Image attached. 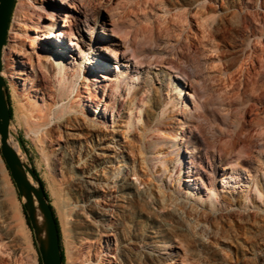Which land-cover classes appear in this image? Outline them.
Masks as SVG:
<instances>
[{"label":"rangeland","instance_id":"1","mask_svg":"<svg viewBox=\"0 0 264 264\" xmlns=\"http://www.w3.org/2000/svg\"><path fill=\"white\" fill-rule=\"evenodd\" d=\"M181 1L168 0V3H179ZM20 2H25V0H16L7 32V51L9 50L8 47L12 45L10 36L13 34L11 33L15 32L13 19L15 13L20 11L23 15L20 18L25 19L23 20L25 23L28 20L29 11L26 7L20 6ZM59 3L62 6L61 9L58 8V12H60L59 24L62 27L66 26L65 14L71 10L78 13L77 18L71 21L72 26H76L83 14L76 6L72 7L71 4ZM206 3L207 7L204 10L200 9L199 6H193L189 10V17L184 21L176 11L167 10L168 8L165 7L162 0H91L90 8L92 10H90L93 14H87L86 18L89 28L93 30L94 34H102L105 37L110 36L122 42L126 34L131 33V39L133 38L131 51L125 53V56L130 59L127 70L131 72L132 68L137 67L142 70V73L149 71L151 75H157L160 78L159 84L158 82L156 85L154 84L157 92L148 94L146 91H141L137 98L147 101L149 97L154 99L159 97L158 99L165 101L170 95L177 94V91L170 92L171 86H168L170 81L173 82L174 87L179 82L183 89L182 93L185 94L180 97V101L187 102V111L197 116L200 123L198 131L203 141V147L201 158L196 159L201 164L196 163L193 165L189 173L186 165L180 181L171 183L164 174L155 178L156 172L161 166L148 165L152 172L150 175L154 173V176H150L149 180L146 179L145 184L143 183L144 187L140 185L143 190H140V198L137 201V206L140 204V209L146 215L141 219L134 233L136 232L140 236L142 234L150 235V231H162L163 241L166 242V245L158 243V246L160 248L166 247L167 250L160 249L156 252L161 255L163 260L161 264H263L261 257L253 256L254 252L250 249V245L248 246V238L244 235H239V237L228 235L226 238V242H228L226 244L227 252L222 248L224 247L222 245L207 241L202 242V235L198 231L196 232L194 219L187 216L181 206V200H186L188 205L199 208V210L205 209L208 218L211 219L208 224L215 225L213 226L215 228L219 226V221L220 224L222 223L221 217L222 219L228 217L229 221L226 220V224H230L227 226L234 228L240 223L238 222L237 213L244 211L250 214L255 211L251 209L254 204L259 205L264 202V167H262L264 165V147H262L264 142L262 144L260 142L262 134L264 135V129L261 130L262 127L264 128V78L260 79L257 76L264 72V0H206ZM239 6L246 7L245 10H250V12L242 11L246 13H244L245 15L249 13L247 17L250 16L249 18H251L248 19L249 22L251 21L252 29V40H250L251 43L249 42L250 49H247L251 51V55L245 56L240 61L235 59V50L246 48L248 42L244 36H239L237 32L236 27L239 25L237 14H234L235 17H233L234 15L232 16V12H230L233 9L236 10ZM222 12L227 13L220 18L219 15ZM94 19L97 22H94ZM103 23L106 26L101 28ZM113 24L118 25L119 31L116 35L108 31ZM150 27H153V29H167L169 37H165L172 42L175 40L181 41L186 35L193 41L195 49L191 57L189 56V61L174 63V66L179 67L178 69L190 72L192 80L190 78L177 79L176 71L161 63L149 66L150 62L154 60L153 57L160 55L161 48H153L145 40H140L135 34H141L144 30L147 32ZM89 31L90 29H88ZM28 32L31 36L36 35L31 28ZM73 32L77 34V30L73 29ZM88 32L85 31V35ZM128 38L130 39L129 36ZM66 41L69 44L68 38H66ZM27 46H29L28 42ZM43 49L44 47L36 48L39 52ZM84 53H86L84 60L80 61L78 59V61L82 62L81 79L83 77L88 78L86 83L90 86V90L87 91L86 87L80 85L73 94L74 102L76 104L82 103V106L79 107L80 117L86 119L87 122L92 119L96 125L104 129H111L117 124L126 133V136L129 135L132 141L136 140L134 143L126 142V147H124L126 166L132 167V154L130 151L138 146L136 143L139 139L137 137L138 132L136 133L138 130H135L134 126L127 127V118L130 115V112H127V91L122 90L121 96L115 98L111 94V87L114 85L117 71L115 65L110 67L111 71L107 72V77H104V70L95 71L93 68V56L87 53V47L84 48ZM133 57L136 58L135 62L138 61L142 64L136 65L135 62H131ZM166 57L167 60L171 59L169 56ZM12 58L17 59L13 52ZM70 61H67L68 65ZM16 63V67L22 68L19 61ZM18 68H15L16 74L19 73ZM120 68H123V66H120ZM245 70L251 72L249 79L246 77L244 80ZM27 74L30 81L27 82L26 88L28 92L30 91L31 101L36 100L37 103L42 104L41 90L36 92V89L32 87L35 75L31 70ZM93 74L100 78V82L94 84L91 82ZM20 77L24 78L26 75ZM17 78H19L18 75H14L13 79L3 78L8 89V98H10L12 129L13 126L16 129L17 127L13 122L14 109L12 107L11 83L20 86L21 81ZM51 86L49 81L43 79L41 88L45 87L44 89L47 90ZM102 86H104V93L101 89ZM29 102L26 98H21L18 104L19 106H25ZM181 102H178L172 108L174 113L180 114L183 109V103ZM254 103L256 104L254 105ZM131 113L134 115V122H137L136 118L139 116V112L132 110ZM242 120L245 124H243L244 127L242 126L239 139L233 146L236 153H234L233 157L235 159L232 163L243 165L245 160L248 162V170L243 171L239 168L240 166L232 164L224 169V166L220 163V155L216 150L223 153L230 147L235 137L236 128ZM140 124L142 123L140 122ZM260 130L261 135L258 132ZM149 136L147 135L145 139L148 140ZM17 137L21 142L22 149L28 156L29 166L36 172L43 185V190L57 220L63 264H128L122 259H117L115 253L116 237L112 236L110 237L109 247L107 246V238L102 237L100 248L94 251L91 250L88 255H86L85 250L81 251L82 254H77V244L75 242L76 219L73 210H70L68 205L75 200L71 195L73 173L67 169L64 160L59 155L53 160L55 163L54 171H49L44 165L40 151L27 139L23 129H17ZM175 142L178 145H184L187 143V139L184 141L176 139ZM156 150L160 156L165 157L164 155L167 152L165 147L160 146ZM180 152L184 155L185 161L188 162L190 155L185 154L184 146L180 148ZM206 152L214 156L215 165H209L210 162L207 159ZM261 164L262 166H260ZM234 167L237 171L233 170ZM212 169L218 170L217 175L212 172ZM236 174H239V178ZM132 177L131 172L128 170L126 179L131 181ZM186 177H189L187 179H194L193 182L185 183ZM257 190L260 191L261 196L256 194ZM211 191L217 193V196H213ZM140 199L142 200L140 201ZM199 237H201L200 241ZM197 242H202V244L199 243L198 245ZM133 251H138L136 246H133ZM38 258L32 233L23 217L20 200L0 157V264H40Z\"/></svg>","mask_w":264,"mask_h":264},{"label":"bare ground","instance_id":"2","mask_svg":"<svg viewBox=\"0 0 264 264\" xmlns=\"http://www.w3.org/2000/svg\"><path fill=\"white\" fill-rule=\"evenodd\" d=\"M162 1L165 7L168 8L167 10L176 11L184 21L189 17V10L193 6H199L202 10L207 7L206 0H182L179 3H168V0ZM59 2L71 4L72 7L76 6L83 14L76 26H72L71 21H74L78 15L75 16L71 11H67L65 14L66 26L62 27L59 24L60 12H58V8H62ZM90 2L91 0H25V2H20V6L26 7L29 11V16H25L28 20L25 23L23 21L25 19L20 18L23 16L20 11L15 13V18H13L15 32L11 33L13 35L10 36L12 45L7 46L9 48L8 51L5 50L6 48L3 49L1 55V65H3L1 76L5 79H13L14 75H18L19 78L17 79L21 81L20 86L16 83H11L13 93L12 107L14 109L13 122L17 129L24 130V135L27 139L40 151L44 165L49 171H54L55 163L53 160L59 155L64 160L67 169L73 173L71 195L75 200L68 205L70 210H73L76 219L77 232L75 233V242L77 244V254H82L81 251L85 250L86 255H88L91 250L94 251L100 248L102 237L107 238V246L109 247L110 237L112 236L116 237L115 253L117 259H122L128 264H161L163 263L161 255L156 252L160 251V249L167 250L166 247L160 248L158 246V243L166 245V242L163 241L162 231H150V235L142 234L140 236L136 232L134 233L141 219L146 215L140 209L139 206L141 205L137 206L140 192L143 190L140 185L144 187L143 183L146 179L148 178L147 180H149L150 176L154 174L150 175L152 172L148 165H160L161 167L157 170L155 178L164 174L169 178V182L173 183L180 181L186 165L189 173L193 165L196 163L198 165L201 164L196 159L201 158L203 147V141L198 131L200 123L197 120V116L187 111V102L180 101V97L185 94L182 93L183 89L179 82L174 87L173 82L170 81L168 85L169 87L171 86L170 92L177 91V94L174 96L170 95L165 101H161L158 99L159 97L155 99L149 97L147 101L137 98L141 91H146L148 94L157 92L154 84L156 85L157 82L159 84L160 78L157 75H151L149 71L142 73V70L135 67L142 64L138 61L135 62V57L131 61L135 62V68H132L131 72L127 70L130 59L125 56V53L131 51L130 47L133 43L131 33H127L122 42L110 36L105 37L102 34H94L93 30L89 28L86 18L87 14H93ZM245 8L239 6L236 10L230 11L232 16L237 14L239 25L236 28L239 36H244L248 42L246 48L235 50V59L239 61L245 56L251 55V51L247 50L248 48L250 49L249 42L252 40L251 21L249 22L251 18H249L250 16L247 17L249 13L245 15L246 13L242 11ZM245 11L250 12L249 9ZM227 12H222L219 15L220 18ZM94 22H97V20L94 19ZM220 23H222L221 20ZM105 26V23H103L101 28ZM30 28L35 31V36L29 34ZM73 29L77 30V34L78 32L79 34H75ZM88 29H90L89 32ZM85 31L88 32L86 35ZM108 31L116 35L119 31L118 25L113 24ZM136 34L135 36L140 38V40H145L153 48H161L160 55L153 57L154 60L150 62L149 66L161 63L176 71L177 79L190 78L192 80L190 72L174 66L175 62H188L189 56L191 57L195 49L193 41L187 35L181 41L175 40L172 42L169 38H166L169 37L167 29H153V27L147 29V32L144 30L143 33ZM66 38L69 39V44ZM27 42L29 46H27ZM37 44L38 46H36ZM41 47H44L45 50L43 49L41 52L36 50V48ZM85 47H87V53L93 56V68L95 71L104 70V77L108 76L107 72L111 71L110 67L115 65L117 71L114 85L111 87V94L116 98L121 96L122 90L127 91V112H130L127 118V127L131 128L134 126L135 130H138L136 133L138 132L137 137L139 139L136 143L138 146H135L130 151L132 154V167L126 166V157L124 156L126 151L124 147H126V142L134 143L136 140L132 141L129 135L126 136V133L117 124L111 129H104L96 125L92 119L87 122L86 119L80 117L79 107L82 106V103L76 104L74 102L73 94L80 85L86 87L87 91L90 90V86L86 83L88 78L83 77L81 79L82 62L78 61V59L80 61L84 60L86 56V53H84ZM12 52L17 59L12 58ZM166 56L171 57V59L167 60ZM68 60H71L69 62L70 66L68 65ZM17 61H19L22 68L16 67ZM120 66H123V68H120ZM15 68L19 69L17 70L19 71L18 74H16ZM29 70L35 75L32 87L36 89V92L40 90L42 92V104L37 103L36 100L31 101L29 96L30 91L28 92L26 88L27 82L30 81L27 74ZM250 72V70H245L243 74L244 80L246 77L249 79ZM24 75L26 77H20ZM257 76L263 79L264 72ZM43 79L49 81L52 85L47 90L44 89L45 87L41 88ZM91 82L93 84L98 83L100 78L93 74ZM256 84L259 85L258 83ZM18 89L20 90L19 92ZM101 89L104 93V86ZM21 98H26L30 102L25 106H19L18 103ZM178 102L183 103V109L177 115L172 108ZM132 110L139 112V116L136 118L137 122H134ZM140 122L142 124L139 125ZM261 123L263 122L261 121ZM243 124L245 122L242 120L236 128L233 142L225 152L222 153V151L216 150L220 155V163L224 166V169L232 164L240 166L239 168L243 171L248 170V162L245 160L243 165L232 163L233 159H235L233 157L234 153H236L233 150V146L240 137L239 134ZM17 129L13 126L12 136H9V143L20 160L30 165L27 154H25L23 149L21 151L17 147L15 141ZM263 129L262 127L261 130ZM261 130L258 131L260 135ZM147 135H150L148 140L145 139ZM176 139L180 141L187 139V143L178 145L175 142ZM260 142L261 144L264 142L263 134ZM262 145L264 147V143ZM160 146L167 149L165 157L160 156L156 150ZM183 146L185 154L190 155L188 162L185 161L184 155L180 152V148ZM205 154H207V159L210 162L209 165H215L214 156L207 152ZM128 170L133 176L131 181L126 179ZM233 170L237 171L235 167ZM217 171L212 169V172L216 175ZM236 175L239 178V174ZM187 178L189 177H186L185 183L193 182L194 180ZM211 194L217 196L214 191H211ZM256 194L261 196L260 191ZM181 202L183 212L194 219L196 232L198 231L202 235L203 240L199 237V241L222 245L224 246L222 248L226 251V244L228 243L226 238L228 235L231 234L234 237L244 235V237L248 238L247 244L248 246L250 245V249L254 252L253 256L261 257L264 264V202L259 205L254 204L251 209L255 211L250 214L244 211L237 213L238 222L240 223L234 228L227 226L230 224H226L228 217H223L224 219L221 217L222 223L220 224L219 221V226L215 228L213 227L215 225L208 224L211 219H209L210 217L208 218V213L205 212V209L199 210V208L188 205L186 200H181ZM165 230L167 229L165 228ZM225 235L226 237H224ZM202 242L199 243L202 244ZM133 246H136L138 251H133Z\"/></svg>","mask_w":264,"mask_h":264},{"label":"water","instance_id":"3","mask_svg":"<svg viewBox=\"0 0 264 264\" xmlns=\"http://www.w3.org/2000/svg\"><path fill=\"white\" fill-rule=\"evenodd\" d=\"M15 1L0 0V157L28 221L40 264H62L55 216L40 180L36 172L26 162L20 160L9 143L12 124L7 88L1 76V55ZM15 141L19 150L23 151L18 137H15Z\"/></svg>","mask_w":264,"mask_h":264},{"label":"trees","instance_id":"4","mask_svg":"<svg viewBox=\"0 0 264 264\" xmlns=\"http://www.w3.org/2000/svg\"><path fill=\"white\" fill-rule=\"evenodd\" d=\"M6 92H7V90H6ZM8 93H7V100H8V103H10V98H8ZM11 106V105H10ZM9 111H10V117H11V109H9ZM41 183V182H40ZM41 187L43 188V185H42V183H41ZM45 196H46V194H45ZM47 197V196H46ZM52 209V208H51ZM53 211V210H52ZM22 213H23V217H24V219H25V222H26V225H27V227L29 228V226H28V221H27V219H26V217H25V214H24V212H23V210H22ZM54 222H55V224H56V229H57V232H58V241H59V246H60V254H61V262H62V264L64 263V260H63V253H62V249H61V245H60V235H59V228H58V224H57V220H56V218H54ZM38 261H39V258H38ZM39 263H40V261H39Z\"/></svg>","mask_w":264,"mask_h":264},{"label":"flooded vegetation","instance_id":"5","mask_svg":"<svg viewBox=\"0 0 264 264\" xmlns=\"http://www.w3.org/2000/svg\"><path fill=\"white\" fill-rule=\"evenodd\" d=\"M15 3H16V1H15ZM15 3H14V6H15ZM14 9V8H13ZM71 11V10H70ZM13 12V11H12ZM75 16H77L78 15V13H76L75 11H71ZM12 15V14H11ZM11 21V20H10ZM10 24V23H9ZM8 34V33H7ZM6 45H7V36H6V42H5V45H4V47H3V49H5L6 48ZM6 50V49H5Z\"/></svg>","mask_w":264,"mask_h":264}]
</instances>
